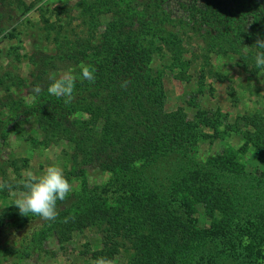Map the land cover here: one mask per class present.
I'll return each instance as SVG.
<instances>
[{
  "label": "trees",
  "instance_id": "trees-1",
  "mask_svg": "<svg viewBox=\"0 0 264 264\" xmlns=\"http://www.w3.org/2000/svg\"><path fill=\"white\" fill-rule=\"evenodd\" d=\"M21 5V0H0L3 9ZM75 7L83 25L94 27L100 17L110 16L97 43L91 42L95 40L92 37L74 41L56 38L54 56L38 58L39 53L31 54L32 86L39 85L42 91L27 105L15 100L6 87L0 108H6L15 124L21 113L25 115L23 121L32 118L41 137L40 145L48 147L57 141L70 145L71 167L65 174L69 182L82 177L87 167L110 173L117 183L121 182L120 186L135 181L144 187L147 181L152 189L157 179L172 178L174 183L179 178L178 192L189 196L193 203H201L211 216L222 214V228L226 229L238 217V205L221 179L226 173L234 176L240 170L234 155L212 157L201 165L194 162L193 153L199 143L212 138L201 127L217 134L215 121L201 112L188 121L182 110H163L162 78L153 73L150 63L161 46L173 51L181 38L168 32L171 20L162 10V1L81 0ZM200 14L199 27L204 29L196 32L206 52L236 56L240 67L251 76L260 72L255 66L254 44L264 39V4L246 0L230 11L206 7ZM59 64L77 75L75 98L70 104L49 95L48 85H41L48 67ZM81 64L95 69L94 83L81 81ZM124 81H129L126 88L121 87ZM80 113L87 118L76 117ZM241 120L252 129L245 135V143H250L258 157L264 159V117L255 113L243 115ZM11 167L16 170L14 162ZM116 188L119 197L115 204L104 198L91 200L88 195L78 208H67L64 201H58V216L45 232L63 244L75 231L104 225V249L93 255L95 259H112L116 247L127 242L134 252L132 264H180L189 251L202 243L201 239L213 242L209 233L200 237L182 222L162 192L151 190L128 198L130 192L126 195L119 186ZM22 217L15 207L4 208L0 211V226L5 220L19 222ZM34 249L39 251L41 247Z\"/></svg>",
  "mask_w": 264,
  "mask_h": 264
},
{
  "label": "rangeland",
  "instance_id": "rangeland-1",
  "mask_svg": "<svg viewBox=\"0 0 264 264\" xmlns=\"http://www.w3.org/2000/svg\"><path fill=\"white\" fill-rule=\"evenodd\" d=\"M21 1V6L10 10L0 7V101L4 102L7 94L4 89L8 87L15 100L30 105L35 98H32L34 67L29 56L36 53H39L38 58L54 56L56 38L74 41L92 37L95 40L91 42L96 44L110 16L100 17L93 27L83 25L79 19L75 5L81 0ZM161 1L163 12L171 20L166 27L168 32L181 38L173 51L161 46V50L152 55L150 67L162 78L163 110L165 113L182 110L188 121L201 112L216 122L217 134L201 127L212 138L199 143L193 153L194 162L201 165L212 157L234 155L240 172H235L234 176L229 173L231 177L226 173L221 180L231 190V198L236 200L238 206L234 207L238 217L223 229L222 214L211 216L201 203H193L189 196L178 192L179 178L174 183L172 178L157 179L152 189L147 181L144 187H139L135 181L120 186L121 182L117 183L110 173L88 167L82 177L71 179L73 191L64 205L78 208L87 195L91 200L99 198L115 204L119 197L117 186L121 192H127L126 195L131 193L128 198L151 190L162 192L182 222L200 237L208 233L213 237V242L201 239L202 243L189 251L180 264H264V159L258 157L250 143H245V135L252 133V129L245 127L241 120L243 115L255 113L264 117V75L245 73L236 56L206 52L196 32L204 29L202 25L199 27L201 10L216 7L230 11L246 0ZM256 1L261 6L264 4V0ZM66 71L60 64L48 67L42 87L49 86L50 77H58ZM24 116L21 113L17 117L19 123L15 124L10 121L13 116L6 108H0V182L10 185L0 190V211L15 207L11 205L15 199L13 192L22 190L17 181L23 170L31 169L39 174L46 166L58 164L64 174L70 171V145L65 141L48 147L40 145L37 127L32 118L23 121ZM76 117L87 118L81 113ZM12 162L16 170L11 167ZM50 222L31 215L23 216L19 222L5 220L0 226V264H93V255L104 249V225L75 231L67 242L58 244L54 236L45 232ZM35 247L41 249L36 251ZM115 250L111 259L114 264H132L134 252L127 242H122Z\"/></svg>",
  "mask_w": 264,
  "mask_h": 264
},
{
  "label": "clouds",
  "instance_id": "clouds-1",
  "mask_svg": "<svg viewBox=\"0 0 264 264\" xmlns=\"http://www.w3.org/2000/svg\"><path fill=\"white\" fill-rule=\"evenodd\" d=\"M257 49L254 60L257 69L260 72L257 75H264V39H257L255 42ZM79 78L81 81L87 80L90 83L95 82V69L90 65H80ZM51 83L47 87L49 95L56 98H63L65 104H70L74 100V91L77 81V75L72 70H68L60 76L50 77ZM129 81H124L121 85L126 88ZM42 91L39 85L32 88L33 99ZM22 189L19 192H13L15 199L11 203L18 208L22 216H38L44 221H53L58 216L57 202L65 201L73 191V185L64 174V170L58 164L46 166L42 172L37 174L31 169H25L21 172L17 181ZM10 185L6 182H0V190L8 189ZM93 264H114L113 260L107 257H98Z\"/></svg>",
  "mask_w": 264,
  "mask_h": 264
}]
</instances>
